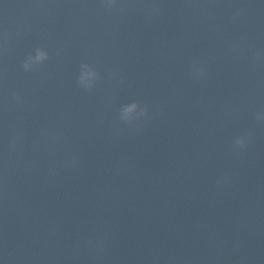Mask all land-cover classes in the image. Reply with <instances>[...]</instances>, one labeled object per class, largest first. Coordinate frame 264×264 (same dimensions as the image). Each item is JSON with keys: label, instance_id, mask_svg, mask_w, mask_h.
<instances>
[{"label": "water", "instance_id": "95a60500", "mask_svg": "<svg viewBox=\"0 0 264 264\" xmlns=\"http://www.w3.org/2000/svg\"><path fill=\"white\" fill-rule=\"evenodd\" d=\"M262 49L264 0H0V264H264Z\"/></svg>", "mask_w": 264, "mask_h": 264}, {"label": "clouds", "instance_id": "9594fccd", "mask_svg": "<svg viewBox=\"0 0 264 264\" xmlns=\"http://www.w3.org/2000/svg\"><path fill=\"white\" fill-rule=\"evenodd\" d=\"M101 7L111 11L117 8V0H100ZM160 6L154 4L148 10L150 16L158 15L160 13ZM236 15H240V11H237ZM240 45L234 44L233 50H238ZM49 59V53L44 47H37L34 49V54L29 53L27 57L21 62V67L25 72L33 71L37 66L43 65L45 61ZM254 63L264 64V49L257 51L254 54ZM190 73L195 80H202L206 78V69L202 61L194 60L189 66ZM99 74L87 63L81 64V73L78 79L79 85H81L86 90H91L94 82L98 79ZM13 99L18 103H23L21 97L17 93H12ZM148 116L147 106H141L138 101H133L129 104L122 106L120 111L119 119L125 124H132L133 122H138L142 118ZM256 120L259 123H264V110L256 113ZM42 135L48 138L51 142H55L58 139L57 134L49 133L45 130ZM251 132L246 135L238 136L233 141V150L239 151L246 146V137H250ZM19 142V137H14L10 143L9 147L15 150ZM68 163V162H66ZM77 160L72 159L71 164L75 165ZM225 180L227 177L224 178ZM220 182H218V185Z\"/></svg>", "mask_w": 264, "mask_h": 264}]
</instances>
